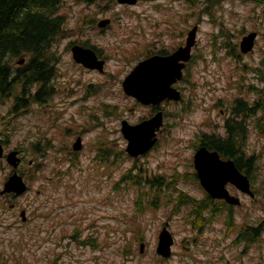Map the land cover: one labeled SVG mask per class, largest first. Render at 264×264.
Masks as SVG:
<instances>
[{
	"label": "rangeland",
	"instance_id": "obj_1",
	"mask_svg": "<svg viewBox=\"0 0 264 264\" xmlns=\"http://www.w3.org/2000/svg\"><path fill=\"white\" fill-rule=\"evenodd\" d=\"M63 1L62 33L49 48L65 60L54 83L55 95L59 100L68 89L83 99L87 84L93 82L90 90L100 89L91 102L102 95L112 106L103 113L101 127L84 135L77 156L70 144L85 120L77 111L71 120H67L70 109L62 114L64 125L49 124L41 115L43 104L40 110L34 104L32 113L13 115L5 111L10 99L4 101L0 138L6 150L20 148L24 161L18 172L30 190L13 200L14 210L0 195V264H264V131L251 121L243 139L246 153L255 156L257 168L251 175L257 194L249 197L228 186L240 198L230 219L224 211L204 221L208 212L202 214L200 205L206 193L193 177L191 142L199 128L219 135L234 101L255 98L253 89L264 88L256 73L260 70L264 78V0L260 4L261 0H138L136 6H120L115 0ZM111 11L115 17L123 16L122 25L112 26L103 38V33L89 31L87 47L116 46L113 53L119 59L109 57L106 75L73 67L62 49L67 38L74 41L75 33L77 41L87 34L82 16L91 12L97 20L109 17ZM194 25H198L194 60L184 72L182 98L161 103L165 130L159 145L144 157L130 158L124 151L126 141L116 130L120 118L134 123L156 110L125 96L123 77L139 53L151 43L158 47L156 39L159 44L163 41L159 47L174 46V50ZM249 31L258 36L246 55L238 43ZM115 103L124 106L123 112L114 109ZM72 157H76L73 166ZM10 172L0 158V189ZM153 177L160 179L149 188L144 180ZM20 209L26 211V223L18 216ZM165 222L173 236L168 258L155 253L157 234ZM244 224L260 228L256 241L238 238ZM141 241L145 246L139 253Z\"/></svg>",
	"mask_w": 264,
	"mask_h": 264
},
{
	"label": "water",
	"instance_id": "obj_2",
	"mask_svg": "<svg viewBox=\"0 0 264 264\" xmlns=\"http://www.w3.org/2000/svg\"><path fill=\"white\" fill-rule=\"evenodd\" d=\"M117 1L118 3L127 4H134L136 2V0ZM196 29L194 26L187 32L185 45L176 49L171 55L167 57L151 56L140 61L123 81L122 87L124 92L144 104H156L165 98L178 101L180 93L172 87V84L181 78V70L184 68L185 62L190 59V49L195 43ZM255 38L256 32L244 35L239 42L240 51L243 53L251 51ZM75 54L82 58L80 49H77ZM79 60L82 59H76V61ZM162 68H166L168 75L161 76L159 78L161 81L159 79L156 80V76ZM168 69L170 72H168ZM161 124L162 116L159 112L138 125L131 126L126 121H123L121 131L123 136L128 140L126 147L128 154L136 157L146 153L156 141L154 131ZM76 143L74 144V148L78 150L80 149V145L78 141ZM17 154L18 152L13 150L6 155V161L13 169L19 163ZM2 155L3 148L0 145V157ZM193 165L200 184L212 199H223L227 204L238 205L240 203L239 199L231 195L226 188L228 183L234 185L242 193L248 194L251 197L254 195L251 191L248 177L236 168L232 160L220 159L217 151H209L204 146L198 148L194 154ZM25 191L26 185L23 182V178L14 171L4 182L0 194L13 192L17 196ZM21 216L22 220H24L23 212H21ZM172 243V235L166 229V226H163L158 235L156 252L163 257H169ZM142 250L143 244H140L139 251L142 252Z\"/></svg>",
	"mask_w": 264,
	"mask_h": 264
},
{
	"label": "trees",
	"instance_id": "obj_3",
	"mask_svg": "<svg viewBox=\"0 0 264 264\" xmlns=\"http://www.w3.org/2000/svg\"><path fill=\"white\" fill-rule=\"evenodd\" d=\"M261 2L262 0L259 1V4ZM60 4L61 0H0V103L16 89V84H20L22 89L27 90L26 87H31L32 82L38 83L40 86L36 97L40 92L43 94L42 90L46 87L52 74L51 63L45 64L47 60L43 55L46 54L48 58L50 56L49 45L58 30L60 21V17L54 16V14ZM24 55L27 56L26 62L20 66L24 68L12 67L11 62ZM46 66L49 67L47 70ZM24 80L26 83L21 84ZM237 101H239V106H235L234 113L237 114L239 111L249 115L254 113L253 107L241 108L246 105H241L242 101L239 99ZM228 124L227 129L231 136L209 144L221 156L232 159L238 170L254 182V176L251 174L257 168L256 160L253 155L243 160L238 148L244 129L239 122H234L231 126ZM262 124L264 125V119ZM206 197L213 206L214 202L208 195ZM220 205L222 208L215 212L227 211L229 217L232 206H227L224 202H221ZM203 209H207L205 203L200 205V210ZM210 216H214V213L212 212ZM240 232L243 239L254 242L259 235V228L247 225Z\"/></svg>",
	"mask_w": 264,
	"mask_h": 264
},
{
	"label": "flooded vegetation",
	"instance_id": "obj_4",
	"mask_svg": "<svg viewBox=\"0 0 264 264\" xmlns=\"http://www.w3.org/2000/svg\"><path fill=\"white\" fill-rule=\"evenodd\" d=\"M102 19H108V23H106L103 27L99 26V24H98L99 21L102 20ZM81 20L83 22L84 32L87 33L86 35H89V31H90V34H92V32H94V34H96L98 32V36H100L101 33H103L102 36H104L112 26L114 28L115 25H119V24H116L115 16H114V14H112V12H110L109 17H106V15H104L103 18H98L97 20H96V18H94L93 15H91V12H89L88 15L82 16ZM109 20H110V22H109ZM84 22H86V23H84ZM66 47H69V44H67ZM93 49H94L98 59H103L105 61V63H106V58L103 55V50L102 49L97 50L96 47H94ZM147 53H149V52H147ZM159 53L163 54V52H159ZM145 55H144V57H145ZM49 57H50V59H52L51 56H49ZM45 59L47 60V62H45V64H49V61H50L49 58L46 56ZM59 63H60V56L57 54L56 55V66H58ZM114 109H116V110H118L120 112H123V106H120L118 108V106L115 105ZM130 109H132V108H129V110ZM122 119L123 118H121V120ZM77 136H79V135H77ZM216 139H218V137H210V136H207V135L202 136V141L204 143H207V144L212 143ZM97 141L99 142V138L97 139ZM9 205L11 207H13L12 209L17 208L15 203H10Z\"/></svg>",
	"mask_w": 264,
	"mask_h": 264
},
{
	"label": "bare ground",
	"instance_id": "obj_5",
	"mask_svg": "<svg viewBox=\"0 0 264 264\" xmlns=\"http://www.w3.org/2000/svg\"><path fill=\"white\" fill-rule=\"evenodd\" d=\"M74 58L75 59H85V60H89V57L87 56V55H83L82 56V58H80V57H78L75 53H74ZM171 70V69H170ZM168 72H170L169 71V69H168ZM163 75H168V73H167V70H166V68H162L161 70H160V72H159V74L156 76V80L157 79H159L161 76H163ZM169 77H171V75H169ZM160 80V79H159ZM161 81V80H160ZM162 82H164V81H162ZM161 83V82H160ZM160 86V85H159ZM161 88V87H160ZM159 90V89H158ZM147 91V90H146ZM150 92V91H149Z\"/></svg>",
	"mask_w": 264,
	"mask_h": 264
}]
</instances>
